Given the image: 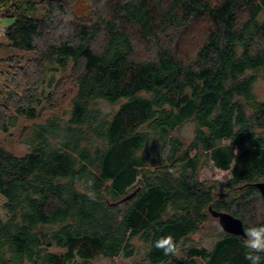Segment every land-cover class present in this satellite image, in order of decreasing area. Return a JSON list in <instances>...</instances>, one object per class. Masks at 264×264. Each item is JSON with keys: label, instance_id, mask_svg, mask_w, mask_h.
I'll list each match as a JSON object with an SVG mask.
<instances>
[{"label": "trees", "instance_id": "1", "mask_svg": "<svg viewBox=\"0 0 264 264\" xmlns=\"http://www.w3.org/2000/svg\"><path fill=\"white\" fill-rule=\"evenodd\" d=\"M3 18L32 56L7 57L0 131L73 94L67 118L20 126L25 153L0 144V264L130 257L135 239L145 264H251L211 212L264 224V0H0ZM209 162L225 183L199 179Z\"/></svg>", "mask_w": 264, "mask_h": 264}, {"label": "rangeland", "instance_id": "2", "mask_svg": "<svg viewBox=\"0 0 264 264\" xmlns=\"http://www.w3.org/2000/svg\"><path fill=\"white\" fill-rule=\"evenodd\" d=\"M12 22L10 18L0 19V101L4 99L6 90L7 77L10 74L11 67L13 66L12 62L7 60V57L17 56L16 58H20L19 63L24 66L26 60L32 56V53L29 51H25L22 49L14 48L8 45V40L4 35L5 27ZM54 76V78L60 77L59 73H49L48 77ZM255 91L259 94V96L263 93V87L260 82L256 83ZM73 91L71 88H68L65 94V97L59 102L58 106H56L52 110H44L43 115L36 120H27L24 117H20L17 120V124L11 126L9 128V134L0 131V144L5 147L7 150L15 153V154H23L28 150L26 144L22 143L18 137L19 128L24 124H31L36 121H44L48 117L62 116L67 118L70 110V97L72 96ZM12 111V110H11ZM194 127L192 123H186L181 129L179 133L186 139L190 141L194 134ZM229 172L225 170H220L214 168L212 163L209 162L208 165L202 167L199 171V179L201 180H217L221 183H225L227 178L229 177ZM217 222L216 220L212 223ZM218 223V222H217ZM220 227V226H219ZM221 228V227H220ZM214 241V238L202 237L200 233H194L189 237L188 244L194 243L197 246H204L209 248ZM134 245L136 246V250L134 254L130 257H124L119 255L112 259L97 257L95 260H92L90 264H145L144 257V247L137 239L134 240ZM52 250H57L52 248ZM186 264H189L187 260H185Z\"/></svg>", "mask_w": 264, "mask_h": 264}, {"label": "clouds", "instance_id": "3", "mask_svg": "<svg viewBox=\"0 0 264 264\" xmlns=\"http://www.w3.org/2000/svg\"><path fill=\"white\" fill-rule=\"evenodd\" d=\"M242 244L246 250L245 258L251 264H259L260 254L264 253V224L245 228ZM155 246L162 249L165 254H175L177 251L176 243L171 236H163L156 240Z\"/></svg>", "mask_w": 264, "mask_h": 264}, {"label": "water", "instance_id": "4", "mask_svg": "<svg viewBox=\"0 0 264 264\" xmlns=\"http://www.w3.org/2000/svg\"><path fill=\"white\" fill-rule=\"evenodd\" d=\"M253 186H255L260 192V194L264 197V180L254 182ZM130 196L131 195H128L127 197H125V199L129 198ZM211 213L214 217L217 218L222 230L227 233L238 234L243 236L244 228L240 218L226 212L212 211Z\"/></svg>", "mask_w": 264, "mask_h": 264}]
</instances>
